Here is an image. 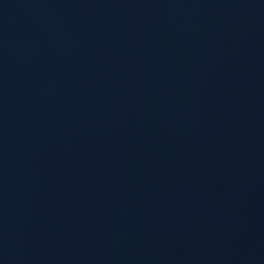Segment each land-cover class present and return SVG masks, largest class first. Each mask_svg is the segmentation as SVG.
Instances as JSON below:
<instances>
[{
    "label": "water",
    "instance_id": "95a60500",
    "mask_svg": "<svg viewBox=\"0 0 264 264\" xmlns=\"http://www.w3.org/2000/svg\"><path fill=\"white\" fill-rule=\"evenodd\" d=\"M0 264H264V0H0Z\"/></svg>",
    "mask_w": 264,
    "mask_h": 264
}]
</instances>
